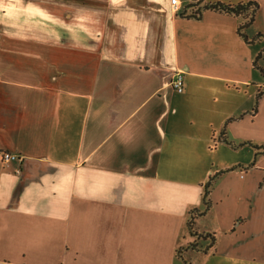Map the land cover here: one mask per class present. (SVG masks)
<instances>
[{"label": "crops", "instance_id": "1", "mask_svg": "<svg viewBox=\"0 0 264 264\" xmlns=\"http://www.w3.org/2000/svg\"><path fill=\"white\" fill-rule=\"evenodd\" d=\"M171 1L0 0V264H264V0Z\"/></svg>", "mask_w": 264, "mask_h": 264}, {"label": "trees", "instance_id": "2", "mask_svg": "<svg viewBox=\"0 0 264 264\" xmlns=\"http://www.w3.org/2000/svg\"><path fill=\"white\" fill-rule=\"evenodd\" d=\"M201 3V2H200ZM202 10H212L216 12L226 13L230 15H234L242 20L241 24L239 25L238 33L239 35L248 43H253L254 39H249L247 36V31L250 28V26L255 22L259 12H260V4L256 1H238V2H222L217 1L214 3H206L201 8ZM201 9H192V14H190V17L199 18L201 17ZM184 14V13H182ZM264 38V34H258V36L255 38V40ZM264 51V50H263ZM261 53L257 56L256 60L254 61V67L262 72L264 74V69L260 67L259 61L261 59ZM264 95V92H260L257 96V101L260 100V98ZM257 111V105L255 106L252 114L256 113ZM244 115H241L239 118H233L229 121H233L235 119H240ZM228 123V122H227ZM227 130V125L224 128V132L222 133V136L225 135ZM251 145L252 147H256L258 150L261 149L259 146H256L252 142H245L243 145ZM264 151H262L263 153ZM261 154L259 152L257 155ZM213 185L212 180L206 185L205 192H204V201L203 205L200 208H194L189 213V219H188V226L189 230L192 236L197 237V239H203V241L210 239L211 242L215 241L214 235L211 234H204L199 233L195 229L196 220L202 216H205L206 213L209 211L211 207V200L209 199V195L211 192V187ZM192 247H194V243L191 244Z\"/></svg>", "mask_w": 264, "mask_h": 264}, {"label": "built area", "instance_id": "3", "mask_svg": "<svg viewBox=\"0 0 264 264\" xmlns=\"http://www.w3.org/2000/svg\"><path fill=\"white\" fill-rule=\"evenodd\" d=\"M171 3L176 9H178V6L180 5L179 0H172ZM172 86L179 93H182L184 91V77L181 73H177L174 76V78L172 80ZM3 158L6 162L14 161V160L15 161H22L23 160V156H21L19 154H14L11 152H5L3 155Z\"/></svg>", "mask_w": 264, "mask_h": 264}, {"label": "rangeland", "instance_id": "4", "mask_svg": "<svg viewBox=\"0 0 264 264\" xmlns=\"http://www.w3.org/2000/svg\"><path fill=\"white\" fill-rule=\"evenodd\" d=\"M211 181V180H210ZM209 183V182H208ZM196 229V231H198V229L197 228H195ZM193 237H195V236H193Z\"/></svg>", "mask_w": 264, "mask_h": 264}]
</instances>
